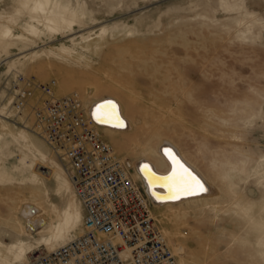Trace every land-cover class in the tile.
Listing matches in <instances>:
<instances>
[{"label": "rangeland", "instance_id": "374dc122", "mask_svg": "<svg viewBox=\"0 0 264 264\" xmlns=\"http://www.w3.org/2000/svg\"><path fill=\"white\" fill-rule=\"evenodd\" d=\"M14 1L21 2L0 0V30L10 29V41L21 34L29 37L22 21L13 23L14 11L8 7ZM79 2L85 12L84 26L75 35L54 34L33 46L28 42L24 48L11 44L0 49V104L3 94L8 93L9 107L1 120L19 140L21 132L27 140L39 139L47 158L60 164L68 182L66 191L56 189L49 195L31 186L0 183V228L17 231L19 223H25L23 214L29 206L35 208L39 223L33 230L25 227L26 234L32 240L44 238L46 230L63 219L65 200L73 196L72 207L78 218L70 239L81 233L83 209L64 162L37 137L28 111L15 114L10 108L21 77L39 83L54 80L56 97L76 93L85 110L101 99L119 101L130 130L122 134L102 129L99 134L135 178L137 162L151 153L156 158L160 142L169 141L213 185L214 195L204 200L154 204L153 212L151 209L178 264H264V244L260 245L264 225L256 231L251 222L241 219L227 188L208 168L215 152L235 156L239 149L251 157L252 171L239 196L255 205V220L264 222V0ZM88 36L98 44L96 49L80 42L81 37ZM73 38L80 44L74 57L58 52L63 59L24 58L33 51L40 54L44 49L58 50L61 45L72 47ZM7 63L14 66L4 80ZM254 96L258 104L253 105L250 119L225 122L236 102ZM14 146L18 157L21 151L17 144ZM5 158H0V173ZM14 161L9 160L7 166ZM32 171L52 181L56 168L50 161H36ZM244 230L253 235L250 246L242 244ZM234 235L241 241L232 238ZM257 242L258 254L254 251ZM40 250L48 251L44 247Z\"/></svg>", "mask_w": 264, "mask_h": 264}, {"label": "bare ground", "instance_id": "6f19581e", "mask_svg": "<svg viewBox=\"0 0 264 264\" xmlns=\"http://www.w3.org/2000/svg\"><path fill=\"white\" fill-rule=\"evenodd\" d=\"M15 4H18L20 8L15 7ZM8 8L13 9L14 11L13 14L15 18L13 19V23L16 25L17 22L22 21L26 27L25 30L28 32L29 37L21 34L20 38H17L14 41H10L8 39L9 35H11L10 29L8 27H2L0 30V49L2 48L3 50V46L11 44L14 46L20 45L22 48H24L29 42L33 46L36 45L37 41H40L41 38L42 40L43 38L49 40L53 37L54 34H61L63 37H69L75 35L77 33L76 30H80V28L84 26L82 19L84 18L85 12L83 11V6L80 5L79 0L75 1V3H71L69 0H21V2H11ZM76 26L77 28L74 29ZM89 38V36L87 38L81 37L80 42H86L87 47L93 45V47L96 49L98 44L96 45L95 42H93V40L91 39L89 40ZM13 42L16 43L13 44ZM70 43L72 47L68 48L61 45L58 50L52 51L44 49L40 54L38 51H33L28 54L29 56H24V58L30 59L34 57H52L63 59L64 57L62 55H65L67 57H74L76 54H78L75 47H78L80 44L75 42L74 38L70 40ZM58 52H60L62 55H60ZM17 61L19 62L20 59H18ZM9 65L10 63H7L8 70L4 74V80H6L7 75L13 71V68H11V66L14 65ZM2 100L3 102L0 104V158L2 156H5L6 158L3 162L2 170L0 173V183H18L24 186H31L34 191H41L42 193H44V195H49L56 189L66 191L68 182H66L67 180L65 181L64 177L62 176L63 170L59 166L60 164L54 162L50 158H47L46 148L44 144L37 138V142L27 140L23 135V132L19 133V140L18 137L11 134L9 130H7V122H4L3 120H1V118H4V116L7 114L6 111L9 108L8 93L7 95L3 94ZM12 101L13 99H11V105ZM108 102H111L115 105L116 114L119 117V120L122 121L123 127L117 126L115 120L110 123H106L100 122L97 119V116L104 115L103 110H98L97 106L106 104ZM257 104L258 99L255 96L251 98H245L240 102H236L234 104L235 106L233 108V111L230 113V117L228 119H225V122H238L250 119L251 116H253V105ZM11 107L12 106H10V108ZM86 111L94 121L98 131H102L103 129L108 132L124 134L127 133L131 128L128 119L124 116L121 104L114 98H106L96 101L92 103L89 109H87ZM37 137L40 136L38 135ZM14 144H17L20 149L19 151H21L18 157L16 156L17 151ZM12 147L13 149H11ZM166 148L171 150L176 158L201 181L207 191L198 193L196 195H182L178 199H169V193L162 183L150 185L149 179L147 178L145 173L141 171V168L144 164H147L151 172L156 176H167L168 173L172 170V164L169 161L168 157H166L164 154V149ZM156 154V158L151 153L148 156L149 158L145 156L136 164V178L140 179L142 183H140L135 178V176L131 173V169H129L132 179L137 180V182L141 184L143 189L145 188V193L147 194L148 199L151 202L152 212L154 204L180 205L183 203L186 204L193 201L204 200L205 198L214 195L212 194L214 193L213 185L201 173H199L198 170H196L192 163L180 153L178 147H176L173 143L169 141H161L156 148ZM234 154L235 156L226 155L225 151H221L218 155L215 152V155H213V157L209 159L208 168L227 188L226 191H228L230 201H233L232 207L237 210L238 214L241 216V219H247L248 222L252 223L254 229L258 231V226L262 227L264 225V222H258L255 220L253 214L255 211V205L251 202H247V200L239 196L241 189L246 186L247 181L250 177L249 174L252 171H249L251 169L250 164L253 160L251 157L245 155L244 152L239 149H237ZM14 159L15 161L12 162L10 166H7V162ZM36 161H50L51 165L56 168V172L53 174L52 181L41 178L32 171V166ZM257 169L258 165L256 168H254V174H256ZM76 199H78V197ZM73 203V196L65 200V205L62 211L63 219H61L56 225H52L49 230H46L47 236L44 238L32 240L30 236L26 234L25 227L29 228V230H33L34 224L38 226V221L36 220L35 216V208L29 206L26 207L23 214L25 223H19L17 231L11 230L9 228H0V264H23L28 260L29 254L33 253L34 251L40 250L41 247H44L45 250H48L49 252L64 245L69 240H72L70 239L69 233L72 229L73 223L78 218V214H76L72 207ZM81 207L83 209V206ZM82 219L83 216L81 217L80 221L81 233ZM153 219L155 221V224L159 227L154 217ZM43 230L45 229L43 228ZM160 230L163 233V230L161 228ZM243 233L245 238L244 240H242V244L245 245V243H247L249 245V243H251L250 238L253 235H251L250 233H246V230H244ZM240 236L234 235L232 236V238H234L236 241H241ZM26 239H29V241H27ZM261 242L263 243H261L260 245L264 244V240H262ZM256 247L257 250L254 251L258 254V242L256 244ZM248 255L251 258L253 256L250 253Z\"/></svg>", "mask_w": 264, "mask_h": 264}, {"label": "built area", "instance_id": "2783aa9c", "mask_svg": "<svg viewBox=\"0 0 264 264\" xmlns=\"http://www.w3.org/2000/svg\"><path fill=\"white\" fill-rule=\"evenodd\" d=\"M56 82L20 78L11 110L27 112L59 157L83 206L82 233L23 264H178L151 213L145 190L102 139L80 97H56Z\"/></svg>", "mask_w": 264, "mask_h": 264}, {"label": "snow or ice", "instance_id": "6c2138e0", "mask_svg": "<svg viewBox=\"0 0 264 264\" xmlns=\"http://www.w3.org/2000/svg\"><path fill=\"white\" fill-rule=\"evenodd\" d=\"M98 110H103V116H97L100 122L110 123L115 120L117 126L123 127L122 121L116 114L115 105L108 102L97 106ZM164 154L172 164L171 172L164 177L156 176L151 172L149 166L144 164L141 171L145 173L151 184H163L168 191L169 199H178L180 196L196 195L207 191L201 181L186 167L169 149H164Z\"/></svg>", "mask_w": 264, "mask_h": 264}, {"label": "water", "instance_id": "95a60500", "mask_svg": "<svg viewBox=\"0 0 264 264\" xmlns=\"http://www.w3.org/2000/svg\"><path fill=\"white\" fill-rule=\"evenodd\" d=\"M93 109H94V108H93ZM91 114H92V113H91ZM170 172H171V171H170ZM170 172H169V173H170ZM169 173H168V174H169Z\"/></svg>", "mask_w": 264, "mask_h": 264}]
</instances>
